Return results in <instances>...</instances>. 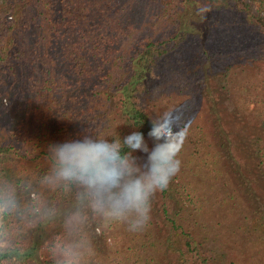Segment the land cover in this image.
<instances>
[{
  "label": "trees",
  "instance_id": "trees-1",
  "mask_svg": "<svg viewBox=\"0 0 264 264\" xmlns=\"http://www.w3.org/2000/svg\"><path fill=\"white\" fill-rule=\"evenodd\" d=\"M261 6L256 15L247 0H0V107L15 101L0 185L18 202L0 211L11 241L0 264H55L40 252L58 238L81 241L80 264H264V69L234 68L237 39L264 38ZM138 13H153L151 34ZM192 44L208 58L196 71ZM156 121L184 137L181 167L141 230L93 213L76 185L46 183L52 145L115 130L121 140L139 131L151 148ZM142 153H132L139 164ZM78 207L85 219L69 236Z\"/></svg>",
  "mask_w": 264,
  "mask_h": 264
},
{
  "label": "clouds",
  "instance_id": "clouds-1",
  "mask_svg": "<svg viewBox=\"0 0 264 264\" xmlns=\"http://www.w3.org/2000/svg\"><path fill=\"white\" fill-rule=\"evenodd\" d=\"M166 127L159 121L152 122L149 136L155 143L151 148L141 132L134 131L121 140L115 130L54 144L52 170L46 183L52 187L76 185L81 201L93 213L124 223L130 230H141L150 221L152 198L169 186L181 167L178 156L184 137H170ZM110 136L115 138L110 140ZM125 147L130 151H122ZM136 150L147 153L146 163L137 162L132 154ZM17 209L16 193L0 185V211L12 213ZM84 219L79 207L67 216L69 236L78 230ZM10 243L0 229V248ZM81 247L78 239L61 242L56 249L57 264H80Z\"/></svg>",
  "mask_w": 264,
  "mask_h": 264
},
{
  "label": "rangeland",
  "instance_id": "rangeland-1",
  "mask_svg": "<svg viewBox=\"0 0 264 264\" xmlns=\"http://www.w3.org/2000/svg\"><path fill=\"white\" fill-rule=\"evenodd\" d=\"M247 2H249V4L253 7L252 8L253 12L256 15H259L258 12L260 8L262 7L261 3L263 2V0H247ZM206 7L209 8L210 4L209 5L207 4ZM138 17H139V22H141V24H143L144 26V29L142 31L143 33L141 32V34L143 35L151 34L152 33L151 27L154 24L153 13H151L149 16L148 15L139 16V13H138ZM157 36H159L158 38L162 37V35L160 36V33H157ZM220 37H221L220 34L218 32H215V35L213 36V38L209 37L210 40H207V43L209 45V51L211 52L212 55H214L219 50L225 51V49H223L220 46V41H219ZM193 46L196 47V49L192 54L197 57V60H194V58H192V62L194 65L191 62H189V66L191 67L193 65L194 71H196V70H200L201 67L204 66L208 58H206V56L202 53L200 44H192V47ZM248 49L253 50V52L249 54ZM234 51L237 54H239V59L236 60L234 64L235 66H237V67H234L235 69L239 68L237 69L238 74L248 75L249 73H252L255 70H257V72H262V70L264 69L263 68L264 67V38L254 39V37H250L248 40L247 37H239L237 39V43L234 44ZM226 52H231V51L226 50ZM214 58H217L216 55H214ZM3 102H4L5 109H3L2 106L0 107V137L5 138L10 133L11 122H12L11 117H13L14 115V110H13L14 107H12V105L15 106V101H13V99H11L10 97L9 98L6 97ZM142 155L144 156L145 153H142ZM18 168H19V172H21V175L25 176V177H22L23 179L25 180L31 179V182L35 180L34 174L27 171L26 168L22 170L20 167ZM30 197L32 200H36V201L38 200V197L36 196L35 193H32ZM63 241L64 240H60V238H58L56 241L55 247H51L47 245L43 246L40 252V260L41 261L57 260V257L54 254H57L56 249L58 245Z\"/></svg>",
  "mask_w": 264,
  "mask_h": 264
}]
</instances>
